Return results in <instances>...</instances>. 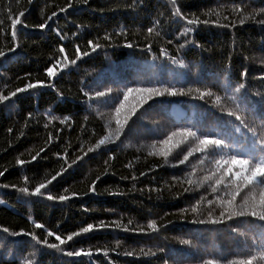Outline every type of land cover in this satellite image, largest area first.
Returning <instances> with one entry per match:
<instances>
[{
	"label": "trees",
	"instance_id": "1",
	"mask_svg": "<svg viewBox=\"0 0 264 264\" xmlns=\"http://www.w3.org/2000/svg\"><path fill=\"white\" fill-rule=\"evenodd\" d=\"M176 7L185 18L209 23L188 25L169 0H0V94L41 82L0 102V264H227L264 252V221L222 217L221 202L234 189L220 185L214 193V180L203 179L222 156L264 155V0H177ZM21 11L13 39L11 20ZM89 41L100 47L93 51ZM58 61L57 75L49 77L46 70ZM129 87L186 94L154 97L142 107L133 94L120 118L134 105L135 115L118 139L97 147L116 128L114 110ZM198 89L214 95L201 99ZM178 128L223 146L183 164L191 138L167 160L149 155L151 145L159 149ZM41 182L47 184L41 195L19 191L31 193ZM88 225L92 231L60 249L33 239L59 244L55 235L66 239ZM81 249L92 255H67Z\"/></svg>",
	"mask_w": 264,
	"mask_h": 264
},
{
	"label": "snow or ice",
	"instance_id": "2",
	"mask_svg": "<svg viewBox=\"0 0 264 264\" xmlns=\"http://www.w3.org/2000/svg\"><path fill=\"white\" fill-rule=\"evenodd\" d=\"M83 3H87L88 0H81ZM169 2L174 6L175 11L173 15L180 16L181 19H185L186 23L188 25H198L200 23H209L207 20H200L199 17H193V18H185L181 16L180 9L176 7L177 0H169ZM68 7H72V4L69 3ZM236 11H239V9H234ZM60 11H66L65 8H61ZM56 13L53 12L52 16H55ZM218 15V13H217ZM24 16V12L21 11L18 15H16L11 20V35L13 39L16 38V28L17 25L22 24L21 17ZM248 17H245L247 19ZM255 18L254 16L252 17ZM48 19H51V17H48ZM241 23L244 22L242 19L240 21ZM260 23H264V20L260 21ZM47 26L46 22L41 23L37 25L38 28H45ZM223 27H228V25H221ZM154 31V29H148L149 34H151ZM193 31L191 27L185 29V34L188 32ZM89 45L92 47V50L95 51L96 48L100 47L99 44H93L92 41H89ZM128 47H131L132 45H127ZM9 51H14V49H9ZM60 52H64V48H60ZM77 55L76 59L80 58V50L79 48L76 49ZM5 55V52L3 50H0V57H3ZM82 55H88L87 52H84ZM76 59L68 61L67 55L64 56V60L68 61V63L75 64ZM59 61L57 64H54L53 66L49 67L47 71V75L49 77H55L57 75V67L59 66ZM181 66H183V62L179 61L177 62ZM68 64L65 63L64 67H67ZM246 75V73H244ZM41 82L37 83H29L24 88H17L15 91L10 93V96H16L18 92H24L27 89L36 88L40 86ZM242 88H244V84H240L236 91L239 92ZM110 91V90H109ZM199 92L200 98L203 99L205 96H213V92L211 90H197ZM107 93L104 92H98L96 93L97 96H104ZM133 94H137L140 96L139 100V106L142 107L144 104H147L149 100L153 99L154 97H160L164 96L165 94L169 96H176V95H185L186 93L180 90H176L173 88H156V87H129L123 92V99L119 101L117 106L115 107V120H116V128L114 130H109V134L101 138L96 145L99 147L100 145L105 144L106 142L112 141L113 138L118 139L121 132L123 131L124 127L128 124V121L132 118L133 115H135L137 111V107L134 105L130 112L124 116L123 120L120 118V114L122 109H124L126 102L129 100V97ZM10 96H5L3 94H0V102H4L10 98ZM221 97L216 96L215 102L219 104L221 102ZM227 115L229 116H235L236 120L240 121V123L243 125L244 120L240 114H237L235 111L228 110ZM247 127V125H244ZM253 132L255 135V129H249ZM175 137H180L181 139L178 141H175L173 143V140ZM194 142L192 146L188 149L187 153L184 155L183 159L180 160V163H185L190 156L194 155L197 152L200 153H206L212 148H221L223 146V141L221 139H215L210 138L208 134H202L197 135V132L193 131L191 128H178L172 132H170L163 140L159 141V149H157V145L153 144L151 145L152 151L149 152V155H159L163 157L165 160L168 159L170 155H172L174 148H179L181 144L188 143L189 139ZM260 145L262 146V150H264V136H261L260 138ZM93 149H89V151H92ZM43 151V149H41ZM39 155V153H37ZM33 159H36L34 156ZM20 164H23L24 161L18 160L17 161ZM201 163H203V160H201ZM4 173L0 172V176H2ZM219 174V175H218ZM59 175V173L57 174ZM56 176H53L51 180L47 181V183H51L52 180H55ZM204 181H210L214 180V186L212 187V192H217L220 185H223L224 188H233L234 191L227 192L228 199L222 200V205H225V209L221 211L220 215L223 217L225 215L228 216V219H232L233 217H244V216H250L257 218L260 221H264V155H260L258 158L256 157H245L243 155H231L224 157L222 156L220 159L214 161V170L212 173L206 177L203 178ZM226 179L228 180V183H225ZM189 184H192L193 181L191 179H188L186 181ZM47 186L46 183L41 182L39 185H37L31 193H29L28 188H20L19 191L31 194V195H41V190L44 189ZM247 191L245 192V190ZM244 193V195L241 197L239 204H237V197L241 196V193ZM48 199H54L51 195L47 197ZM60 200L68 199L67 196H60L58 197ZM211 203V202H210ZM198 210L197 207H193L192 211L196 212ZM199 223H220V220H200ZM131 223V222H129ZM117 227L120 225L117 224ZM35 227L37 228H43L44 226L42 224H36ZM93 225H88L87 227L82 228L79 232H74L70 235H68L65 238H61L59 235H55V233L49 231L47 233L48 236H54L57 241H59V244L56 243H49L47 239H44L43 241H40L37 239V237L33 234V239L37 240V243H43L49 248H55L60 249V246L67 243L68 241L73 240L75 236H79L81 233H87L93 230ZM149 228H151L153 231L157 230V225L155 221H152L148 225ZM5 232L8 231L7 228L3 229ZM13 235H20L21 233L14 232ZM25 235H29L28 233H24ZM184 244L190 243L187 240L182 241ZM106 254V253H105ZM127 255H131L132 253H126ZM146 255L149 253H145ZM67 255L69 256H91L92 252L91 250L85 251L83 249L76 251V252H68ZM260 260L264 261V252H261L258 256H249L247 258H239V259H233L229 260L227 264H254L255 261ZM203 264H219V261L208 259L203 262Z\"/></svg>",
	"mask_w": 264,
	"mask_h": 264
}]
</instances>
